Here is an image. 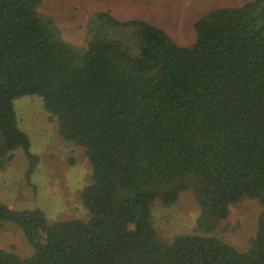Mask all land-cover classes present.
<instances>
[{
	"label": "trees",
	"instance_id": "obj_1",
	"mask_svg": "<svg viewBox=\"0 0 264 264\" xmlns=\"http://www.w3.org/2000/svg\"><path fill=\"white\" fill-rule=\"evenodd\" d=\"M41 4L0 0V156L21 149L33 171L13 101L39 96L60 136L85 151L89 218L48 225L38 210L0 202V224L18 227L32 249L24 259L0 249V264H264V0L209 11L190 46L100 11L78 47ZM190 186L199 227L242 198L260 202L248 251L158 235L153 201L168 206Z\"/></svg>",
	"mask_w": 264,
	"mask_h": 264
},
{
	"label": "rangeland",
	"instance_id": "obj_2",
	"mask_svg": "<svg viewBox=\"0 0 264 264\" xmlns=\"http://www.w3.org/2000/svg\"><path fill=\"white\" fill-rule=\"evenodd\" d=\"M251 0H42L40 12L52 18L62 38L84 46L89 17L109 12L121 21L143 20L160 29L179 45L195 40L193 24L209 11L237 7ZM18 128L29 139V152L36 165L28 172L21 149L0 156V202L17 211H40L48 225L89 218L80 193L90 182L91 168L85 151L59 134L56 117L44 108L37 95L13 101ZM149 183V182H146ZM261 205L257 199L242 198L230 205L228 216L219 222L198 224L200 204L193 187L181 191L176 201L164 206L155 199L150 219L158 235L171 241L179 235L215 237L238 251L250 249L257 231ZM0 249L21 259L32 254L22 231L12 223L0 224Z\"/></svg>",
	"mask_w": 264,
	"mask_h": 264
}]
</instances>
